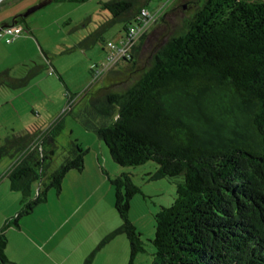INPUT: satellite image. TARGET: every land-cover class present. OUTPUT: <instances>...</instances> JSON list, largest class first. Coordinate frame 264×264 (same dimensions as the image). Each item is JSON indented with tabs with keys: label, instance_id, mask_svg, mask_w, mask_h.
I'll return each instance as SVG.
<instances>
[{
	"label": "trees",
	"instance_id": "obj_1",
	"mask_svg": "<svg viewBox=\"0 0 264 264\" xmlns=\"http://www.w3.org/2000/svg\"><path fill=\"white\" fill-rule=\"evenodd\" d=\"M200 1L156 45L131 83L118 90L109 86L85 91L86 105L75 114L119 167L152 162L157 166L152 180L180 179L173 204L154 216L151 264H264V0ZM145 7L140 0L102 4L109 16L98 34L120 22L126 34L140 23ZM146 38L147 33L117 66L134 73ZM42 68L29 66L17 77L11 70L2 71L0 89L24 88ZM66 98L73 114L78 99L69 92ZM60 129L59 121L46 128L32 126L12 131L0 144V162L13 163L6 176L10 191L21 195L7 228L19 229L22 218L48 202L50 191L59 197L69 172L84 171L88 150L77 141L54 168ZM103 173L114 191L120 227L96 250L123 235L129 246L127 264H136L145 250L129 212L140 188L128 173ZM7 245L2 229L0 264H10Z\"/></svg>",
	"mask_w": 264,
	"mask_h": 264
},
{
	"label": "rangeland",
	"instance_id": "obj_2",
	"mask_svg": "<svg viewBox=\"0 0 264 264\" xmlns=\"http://www.w3.org/2000/svg\"><path fill=\"white\" fill-rule=\"evenodd\" d=\"M47 1L49 0H3L0 4V24L6 23L10 16L23 15ZM110 1L112 0H71L63 3H48L19 23L24 33L18 40L6 44L0 38V72L11 70L17 77L29 66L36 64L43 67L24 88L0 89V144L12 131L19 132L32 126L46 128L53 122L59 121L61 129L55 139L57 149L54 160V168H57L62 155L69 149L72 141H77L82 149L87 150V147L91 149L84 161L98 153L97 142H100L104 154L109 158L112 166L119 171L110 174L117 176L128 173L131 175L133 185L140 188L141 194L133 197L130 202L129 217L137 232L142 235L141 240L144 243L145 253L138 256L136 264H151L155 253L152 244L155 237L154 216L162 207L173 204L176 185L180 179L152 180L151 177L157 170V166L152 162L135 168L119 167L112 161L104 143L98 141L95 134L83 129L75 113L86 105L88 95L83 94L85 91L92 92L109 86H113V90H118L131 83L136 77V72L147 64L150 53L156 45L167 34L177 29L182 19L191 16L201 1L140 0L141 5L146 4L145 8L149 12L163 11L164 14L148 29L147 38L138 53L136 71L132 73L125 67L117 66L114 72L108 73L90 88L89 71L93 66H101L104 63L105 44L113 42L120 46V37L124 36L122 22L108 28L102 32V35L98 34L100 23L102 24L109 16L101 9L102 4ZM164 15H166L165 21L162 22L161 18ZM139 43L140 41L136 46ZM47 61L60 76L61 81L57 75H48L50 68L47 66ZM68 92L78 99V103L73 107V114L65 112L69 109L66 98ZM83 136H87L88 139ZM101 164L104 165V162L102 161ZM12 165V161L7 159L0 162V230H5L12 246L18 242L13 236L21 241V236L24 234L30 236L34 230L39 235L38 238L43 241L45 236H49L60 226L63 229L58 231V236L73 230V234L71 233L65 240L69 244L94 242L98 246L107 235L120 227V219L114 208V191L108 183L109 189L101 188L103 196L101 214L80 216L77 224L76 219L65 224L66 218L63 215L60 219L59 216H54L56 208L51 199L57 197L53 191H50L46 204L37 206L30 216L19 221L21 232L14 227L7 228V222L15 217L21 201L19 193L10 191L6 178ZM37 188L38 186L34 184L33 196L36 195ZM66 198L59 199L58 204L64 206ZM52 214L55 218L51 221ZM8 232H11V238L7 236ZM121 240L128 245L123 235L115 237L113 243L116 244ZM61 241L63 242L56 240V242Z\"/></svg>",
	"mask_w": 264,
	"mask_h": 264
},
{
	"label": "crops",
	"instance_id": "obj_3",
	"mask_svg": "<svg viewBox=\"0 0 264 264\" xmlns=\"http://www.w3.org/2000/svg\"><path fill=\"white\" fill-rule=\"evenodd\" d=\"M16 17L17 15L10 16L6 23L0 24V27L13 26L11 21ZM16 25L19 26L20 24ZM27 122L30 121L27 120ZM83 137L88 139L87 136ZM97 145L99 151L95 156L85 161L84 171L82 173L69 172L65 177L61 195L51 199L54 201L56 208L54 211L57 215L54 214V216H59L60 219V216L63 215L66 218L65 224L74 221V219H76L77 224L80 221V216L101 214V197L103 198L101 188L109 189L108 180L105 179L103 171L109 175H111V172H114V174L119 172L104 154L100 142H97ZM87 150V154H89L91 149L87 147ZM101 160L104 165L101 164ZM32 192L34 193V189ZM62 197H67L64 206L58 204L59 199H62ZM54 218L53 214L50 215L51 221ZM62 229L63 227L60 226L55 231L53 230V233L47 237L45 236L43 241L38 238L39 235L34 230H32L30 236L27 234L21 236V241L13 236L18 242L12 246L10 244L11 239L8 241L5 252L7 260L10 264H85L87 258L94 252V258L90 264H127L129 261V248L124 240L116 244L112 240L102 249L96 250L97 246L94 242L69 244L65 240L68 239L73 230L70 233H63L58 236V231ZM17 230L21 232L22 227ZM7 236L11 238V232H8ZM58 239L63 240V242H56Z\"/></svg>",
	"mask_w": 264,
	"mask_h": 264
},
{
	"label": "built area",
	"instance_id": "obj_4",
	"mask_svg": "<svg viewBox=\"0 0 264 264\" xmlns=\"http://www.w3.org/2000/svg\"><path fill=\"white\" fill-rule=\"evenodd\" d=\"M163 13V11L151 13L147 9L141 10L139 16L140 23L128 28L126 34L120 38V46L113 42L106 43V57L104 63L101 66L95 65L90 69V88L114 70L118 64L122 63L125 59H129V56L140 41L141 37L148 32V29L158 21ZM23 33V28L18 25L0 27V38L3 39L6 44H12L18 40ZM47 66L50 68L48 75H52L54 71L48 61ZM67 111H69V109L65 112Z\"/></svg>",
	"mask_w": 264,
	"mask_h": 264
},
{
	"label": "water",
	"instance_id": "obj_5",
	"mask_svg": "<svg viewBox=\"0 0 264 264\" xmlns=\"http://www.w3.org/2000/svg\"><path fill=\"white\" fill-rule=\"evenodd\" d=\"M3 0H0V3L2 2ZM48 3H51V0H49V1H47V2H45V3H43V4H41V5H39V6H37V7H34V8H32L31 10H29L28 12H26L25 14H23V15H19V16H17V17H19V18H27L28 16H30L31 14H33L34 12H36V11H38V10H40V9H42L46 4H48ZM15 19V18H14ZM16 25V24H15ZM4 27H7V26H4Z\"/></svg>",
	"mask_w": 264,
	"mask_h": 264
},
{
	"label": "flooded vegetation",
	"instance_id": "obj_6",
	"mask_svg": "<svg viewBox=\"0 0 264 264\" xmlns=\"http://www.w3.org/2000/svg\"><path fill=\"white\" fill-rule=\"evenodd\" d=\"M24 19L23 18H15V19H13L12 21H11V23H12V25H14V24H19V23H21L22 21H23Z\"/></svg>",
	"mask_w": 264,
	"mask_h": 264
}]
</instances>
